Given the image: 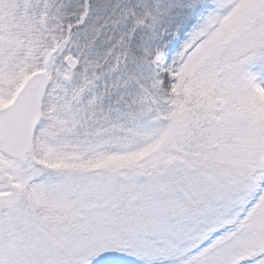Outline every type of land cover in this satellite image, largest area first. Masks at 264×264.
Segmentation results:
<instances>
[{"label": "snow or ice", "instance_id": "1", "mask_svg": "<svg viewBox=\"0 0 264 264\" xmlns=\"http://www.w3.org/2000/svg\"><path fill=\"white\" fill-rule=\"evenodd\" d=\"M0 264H264V0H0Z\"/></svg>", "mask_w": 264, "mask_h": 264}]
</instances>
